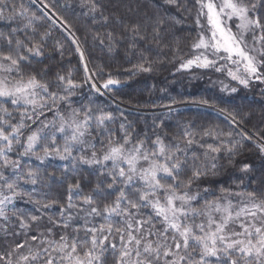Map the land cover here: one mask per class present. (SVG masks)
Here are the masks:
<instances>
[{
    "label": "snow or ice",
    "instance_id": "1",
    "mask_svg": "<svg viewBox=\"0 0 264 264\" xmlns=\"http://www.w3.org/2000/svg\"><path fill=\"white\" fill-rule=\"evenodd\" d=\"M165 3L182 7L179 0ZM80 4L93 17L100 8L99 0H80ZM195 5L200 31L191 44L194 55L179 70L214 68L226 71L244 87L253 80L264 83V15L260 12L264 0H195ZM8 8L7 0H0V20L21 17L27 23L23 29L0 32V233L23 239H14L6 250H0V264H105L109 253L113 264H264V192L222 187L213 199L194 206L211 194L208 188L193 191L194 185L218 174L221 154L235 155L237 146H227L229 141L222 139L231 133L206 129L197 134L186 129L168 143L156 135L149 144L147 138L133 142V134L121 125L123 135L118 139L108 127L112 116L94 114L91 106L72 105L75 90L83 84L103 95L101 89L120 81L95 82L97 73L88 68L84 50L74 38L84 65V81H74L70 73L68 77L58 75L56 90H52L50 82L24 70V65L44 54L48 33L35 40L28 35L29 29L36 31L35 17L28 16L23 4H13L5 16ZM232 21L235 32L229 24ZM164 23L163 19L155 23L156 43H160ZM19 31L25 32L24 39L17 36ZM129 31L144 39L138 26ZM94 39L104 43L99 33ZM107 39L112 40L111 33ZM151 70L143 63L135 67V71ZM221 90L235 93L237 88L225 85ZM229 116L235 123L236 116ZM206 138L219 143H206ZM257 147L264 153V144ZM74 151L81 154L76 157ZM12 152H17V159L9 158ZM21 157L72 160L73 169L78 165L99 168L100 175L111 182L106 188L98 184L84 195L79 182L69 183L64 202L37 199L24 185L40 183V174L25 168ZM249 167L245 164L242 171ZM117 188L115 198L101 207L97 197ZM16 201L32 205L39 214L16 208ZM45 219L47 226L41 229ZM9 224L18 230L10 231ZM34 226L37 231L32 234ZM58 229L62 231L57 238Z\"/></svg>",
    "mask_w": 264,
    "mask_h": 264
},
{
    "label": "trees",
    "instance_id": "2",
    "mask_svg": "<svg viewBox=\"0 0 264 264\" xmlns=\"http://www.w3.org/2000/svg\"><path fill=\"white\" fill-rule=\"evenodd\" d=\"M7 3L9 8L5 10V16L10 14L13 4H23L28 16L35 17L33 24L36 31L32 33L29 29L28 35L39 40L41 35L48 33L44 38V54L24 65L26 73H36L38 78L50 82L52 90H56L58 75L68 77L70 73L74 81L83 82L84 65L76 52L75 38L84 50L88 68L97 73L93 78L95 82L102 83L109 78L120 81L118 85L103 89V95L94 92L88 84H83L75 90L72 105L76 108L91 106L96 110L94 114L103 112L112 116L113 122L108 127L113 129L118 139L123 135L121 125L133 134V142L147 138L149 144L156 135L168 143L180 137L186 129L197 134L206 129L231 133L230 137L222 139L229 141L227 146L233 143L237 146L235 155L229 158L221 154L219 164L222 167L218 174L194 185L193 191L208 188L211 192L194 206L199 207L205 199H213L222 187L233 191L264 192V153L257 147L264 144V83L253 80L248 87H243L226 78L229 89L237 88L232 93L221 90L218 81L224 78L221 72L200 68L179 70L180 64L194 54L191 44L200 31L195 23V0H179L182 5L180 9L166 4L165 0H99L100 8L94 17L85 14L88 9L81 7L80 0H7ZM260 12L264 15V7L260 8ZM104 17H107V23ZM159 19L165 23L160 43H156L153 29ZM52 20H56V23L53 24ZM26 23L21 17L0 20V32L7 34L13 29H23ZM202 24L206 25V20H202ZM133 25L139 27L144 39L129 31ZM97 33L104 38L103 44L99 39H94ZM108 33L112 34L111 41L107 39ZM17 36L24 39L25 32L19 31ZM142 63L152 70L135 71V67ZM203 100L208 104H202ZM229 113L236 116L235 123ZM52 118L51 114L47 115V119ZM206 143L219 141L206 138ZM96 147L100 148L98 142ZM80 154L74 151V156ZM8 155L11 159H17V152ZM20 159L25 168L31 167L40 174V183L24 185L25 190L37 199L58 198L64 202L69 183L79 182L81 195H84L92 192L98 184L106 188L107 183L111 182L100 175L99 168L78 165L73 169L72 160L61 161L51 157L43 161L35 157ZM229 159L231 163H228ZM245 164L250 167L242 171ZM108 168H111L110 162ZM6 174L15 178L10 172ZM117 192L118 188L117 191L108 190L98 196L100 206L114 199ZM75 199L79 200V197ZM15 207L39 214L24 201H16ZM48 214L52 215V211L49 210ZM46 226L47 219L41 229ZM9 229L17 231L18 227L9 224ZM36 231L34 226L32 234ZM61 231L57 230V238ZM14 239H23V236L5 238L0 233V250H6ZM105 264H113L111 253Z\"/></svg>",
    "mask_w": 264,
    "mask_h": 264
},
{
    "label": "rangeland",
    "instance_id": "3",
    "mask_svg": "<svg viewBox=\"0 0 264 264\" xmlns=\"http://www.w3.org/2000/svg\"><path fill=\"white\" fill-rule=\"evenodd\" d=\"M229 24H230V26H231L233 32H235V31H236V22H235V21H232V22H229ZM247 39H248L249 42H251V36H250V35L247 37ZM193 55H194V54H193ZM220 63H223V61H221ZM217 66H219V64H218ZM193 68H195V67H193ZM211 70H214V71H215L214 68L211 69ZM221 73L223 74L224 78H223V79H220V80H218V81H219V83H221L222 88H223L225 85H227V82H226L227 79H230L231 81H234V80H232V79L227 75V72H226V71H223V72H221ZM226 78H227V79H226ZM234 82H235L236 84H238V82H236V81H234ZM240 86H243V85H240ZM243 87H244V86H243ZM101 91H103V89H101ZM182 107H185V106H182ZM96 222L98 223L99 220H97Z\"/></svg>",
    "mask_w": 264,
    "mask_h": 264
}]
</instances>
